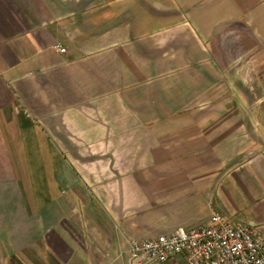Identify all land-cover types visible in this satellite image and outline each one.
I'll return each instance as SVG.
<instances>
[{
  "label": "crops",
  "instance_id": "obj_1",
  "mask_svg": "<svg viewBox=\"0 0 264 264\" xmlns=\"http://www.w3.org/2000/svg\"><path fill=\"white\" fill-rule=\"evenodd\" d=\"M260 76L264 0H0V264H138L131 242L213 212L264 234ZM88 135L139 156L112 177L93 162L99 206L78 217L57 140Z\"/></svg>",
  "mask_w": 264,
  "mask_h": 264
},
{
  "label": "built area",
  "instance_id": "obj_2",
  "mask_svg": "<svg viewBox=\"0 0 264 264\" xmlns=\"http://www.w3.org/2000/svg\"><path fill=\"white\" fill-rule=\"evenodd\" d=\"M53 49L66 53L61 43ZM132 256L138 264H264V234L213 212L206 225L135 242Z\"/></svg>",
  "mask_w": 264,
  "mask_h": 264
},
{
  "label": "rangeland",
  "instance_id": "obj_3",
  "mask_svg": "<svg viewBox=\"0 0 264 264\" xmlns=\"http://www.w3.org/2000/svg\"><path fill=\"white\" fill-rule=\"evenodd\" d=\"M242 62H243V64H248V65H252V66H256V65L260 64L259 61H252V60L251 61H247V60L244 61L243 60ZM259 79L264 80V77L260 76ZM244 85L246 88H264L256 78L248 79ZM240 91L244 92V96L250 97V94H249L247 89L243 88ZM241 107H244V105ZM89 114L93 115V113H91V112H89ZM94 115L96 116V114H94ZM81 119L82 118H79L78 120H76L74 122L77 123L78 125H81V127L85 129L87 121L81 120ZM80 122H83V123H80ZM124 137L125 136L122 135V137H120V138H124ZM71 138H72L71 136H65V137L62 136L60 138V141H59V140H57L59 138L51 137V139L53 141L57 140L58 145H60L62 148V151H61V156H62L61 168L56 170V175L60 174V176H62V177L72 178L74 180L73 186H76L77 188H79L78 192H79V196H80L79 198H81V200H79V206H78L77 211H79L78 217H80V215H84V213L82 212V214H81L80 211L83 209V207L85 206L86 203L90 204L91 206H94V204L96 206L97 205L99 206V204L96 203L98 200L95 198L96 195L99 193L97 190L99 187L94 186V185H89L86 183V181L90 180V177H91V179H94V180L98 179V178L100 179L102 174L99 175V173H103V171H107L108 166L110 167V169L108 171H109V173L111 172L110 173L111 177L115 176V172H118V173L121 172L120 170H123L125 172L133 171L132 166L135 163L134 161L137 160V155L139 156V154H137V152L135 153L133 150H129V146H122L121 145L122 149L119 150L118 149V147H119L118 142L121 143L120 141L123 139L118 141L117 138H114L112 136L106 137V138H95V141H98L100 145H102V142H103V145H105V143L107 141H109V147L107 148V150L110 151L111 153L104 151L103 154H101L99 151L95 152L96 151V149H95L96 145L94 144L92 136L89 137V135H88V136L79 137L77 140L78 141L77 147H73V148L72 147L70 148V146H72L71 145V144H73L72 140H74L75 138H72V139ZM129 138H130L129 136L125 137L126 140H129ZM81 144H83V145L85 144V145L89 146V148H90L89 151L93 150V152L92 153L87 152L86 149L81 148ZM100 145H98L97 147H100ZM142 158H144V156H142ZM79 160H81V162ZM87 160H89V161L86 162ZM93 162L97 163L100 167L106 166L105 168L107 170L104 169L102 171L101 168L97 167V164H95ZM82 166H83V168L81 169ZM96 168H99V170ZM118 169H120V170H118ZM143 171L145 172L148 170H143ZM48 174H47V176H48ZM69 188H70V185H69L68 189ZM67 192L69 193V191H67ZM144 208L147 210V212H149L151 210V206L148 205V203H146ZM145 209H142L139 211L136 210V211H137V213H141ZM103 210H106V208L104 207ZM110 211H111V208H110ZM169 223H170V218L168 216H166V214H163V212H162L158 215V219L154 223L155 230H158L163 225L169 224ZM112 228H113L114 232H116V233L118 232V230L115 228L114 225H112ZM154 231L153 230L150 231L148 229H145L144 231L141 230L140 233L138 231H136L135 237L142 239L144 237H147V235L155 234L156 232H154ZM155 235H158V234L156 233ZM162 235H164V234H162ZM141 241H144V240H141ZM135 242H140V241H133L130 244H134Z\"/></svg>",
  "mask_w": 264,
  "mask_h": 264
}]
</instances>
